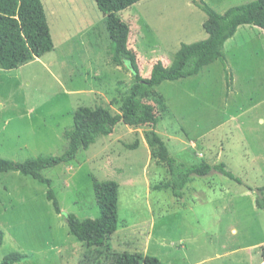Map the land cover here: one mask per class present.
<instances>
[{"label":"rangeland","instance_id":"obj_1","mask_svg":"<svg viewBox=\"0 0 264 264\" xmlns=\"http://www.w3.org/2000/svg\"><path fill=\"white\" fill-rule=\"evenodd\" d=\"M204 1L223 14L254 0H141L118 13L131 27L129 48L143 77L171 65L183 43L208 38ZM55 48L18 68L0 67V158L24 162L61 156L79 107L121 98L133 83L126 64L111 62L105 15L95 0H42ZM226 63L156 87L169 107L157 125L170 154L185 163H225L233 175H193L184 196L157 189L170 179L151 157L145 131L118 124L70 161L42 170L48 186L20 172L0 173V264H78L82 243L69 232L70 214L99 216L93 179L119 184L116 251L158 257L164 264H262L264 208V33L241 26L225 44ZM160 112V111H159ZM162 113L160 112L159 115ZM130 149L126 145H134Z\"/></svg>","mask_w":264,"mask_h":264},{"label":"trees","instance_id":"obj_2","mask_svg":"<svg viewBox=\"0 0 264 264\" xmlns=\"http://www.w3.org/2000/svg\"><path fill=\"white\" fill-rule=\"evenodd\" d=\"M139 1L141 0H95L99 10L105 15V26L111 40V62L121 67L127 64L133 72V83L128 91L119 100L112 101L118 111H113L104 104L79 107L74 113L73 127L65 133L69 144L61 156L32 158L24 162L0 158V173L20 172L47 185V197L58 214L62 210L52 188V181L42 174V170L75 158L79 150L88 149L99 137L111 135L118 124L133 130L150 126L144 137L151 148V157L166 163L170 174V179L162 185H156V188L170 190L176 198L184 196L185 188L193 175L207 176L218 171L233 177L223 162L212 164L203 160L200 163H185L170 154L166 141L156 130L158 123L169 113L165 98L156 87L164 81H177L198 75L206 66L216 61L225 64V44L241 26L255 27L264 33V0L231 7L223 14L201 1L200 6L208 17L203 25L208 38L192 44L183 43L171 65L165 67L158 61L153 65L149 77L142 76L136 53L129 48L131 27L118 15ZM54 48L42 0H0L1 68H18L41 58ZM138 145L139 140L134 145L126 146L134 149ZM93 183L99 216L95 219H79L70 214L68 217L69 232L82 243L84 249L78 264H164L156 256L119 252L112 248L110 239L116 233L119 222V184L113 180L99 181L96 178ZM259 191L264 193V188ZM256 204L259 208H264V197H259ZM4 240L5 232L0 228V247ZM26 257L24 253L14 251L3 259L2 264H13Z\"/></svg>","mask_w":264,"mask_h":264},{"label":"crops","instance_id":"obj_3","mask_svg":"<svg viewBox=\"0 0 264 264\" xmlns=\"http://www.w3.org/2000/svg\"><path fill=\"white\" fill-rule=\"evenodd\" d=\"M262 264H264V258H263V262H262Z\"/></svg>","mask_w":264,"mask_h":264},{"label":"clouds","instance_id":"obj_4","mask_svg":"<svg viewBox=\"0 0 264 264\" xmlns=\"http://www.w3.org/2000/svg\"><path fill=\"white\" fill-rule=\"evenodd\" d=\"M263 258H264V252H263Z\"/></svg>","mask_w":264,"mask_h":264}]
</instances>
